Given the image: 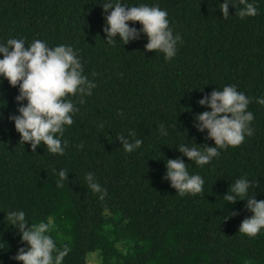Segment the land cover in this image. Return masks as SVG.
Masks as SVG:
<instances>
[{
    "label": "trees",
    "instance_id": "trees-1",
    "mask_svg": "<svg viewBox=\"0 0 264 264\" xmlns=\"http://www.w3.org/2000/svg\"><path fill=\"white\" fill-rule=\"evenodd\" d=\"M109 2L0 0V43L23 38L70 45L96 84L84 103L70 97L79 111L60 156L20 142L9 119L18 114L19 88L0 77V264H22L14 257L28 247L7 222L12 210H23L31 224L51 222L50 234L67 253L62 264H264V232H239L253 215L247 201L224 198L246 176L264 200V104L257 102L264 97V0H252L258 14L244 19L231 6L224 18V0H123L167 10L182 37L171 61L146 50V35L125 46L107 44L103 3ZM228 85L252 99L254 135L197 166L177 146H215L207 130L194 126L197 114L211 110L198 101ZM161 124L167 137L159 133ZM133 131L143 145L126 153L118 138L131 140ZM181 157L191 174L205 179L203 193L180 196L164 179L166 158ZM62 169L70 174L60 188ZM89 172L107 190L103 200L88 187Z\"/></svg>",
    "mask_w": 264,
    "mask_h": 264
},
{
    "label": "clouds",
    "instance_id": "clouds-1",
    "mask_svg": "<svg viewBox=\"0 0 264 264\" xmlns=\"http://www.w3.org/2000/svg\"><path fill=\"white\" fill-rule=\"evenodd\" d=\"M242 5V7H241ZM230 6L238 9L241 19L256 16L258 8L252 0H224L219 4L224 18L230 15ZM106 13L107 44L115 47L118 41L127 45L146 35L148 42L145 48L148 52H160L166 60L171 61L178 54V45L182 42L179 34H174L169 13L158 5H129L123 0L103 3ZM237 15V14H236ZM137 22L141 28L135 26ZM27 45V47H26ZM0 77L6 79L12 87L19 88L16 97L18 114L9 117L14 122L16 131L21 134V141L31 145L32 152L38 146L44 145L48 152L60 156L65 155L67 141L63 139L67 127L73 125L74 116L79 108L70 97H80L84 103L85 96H91L96 84L84 74V66L79 53L70 45L60 44L50 46L46 41L34 40L28 44L23 38L8 39L0 43ZM203 91V90H202ZM26 101V103H25ZM264 104V97L257 100ZM198 103L211 109L195 116V127L201 133L207 130V138L214 140L215 146H199L195 143L180 144L178 151L197 166H206L221 155V149L238 147L245 142L246 137L254 135L252 123L254 113L249 111L252 99L237 86L228 85L222 90H215L205 95ZM2 115V114H0ZM163 137L169 135L165 125L159 126ZM131 140L120 135L118 140L126 153H133L143 145V140L130 132ZM83 148V145H81ZM184 159L166 158L165 180L180 196L198 195L205 190V179L199 174H191ZM66 169L59 170L57 187L63 188L69 180ZM88 187L99 194L103 200L107 190L97 181L95 174L89 172L85 176ZM254 184L246 176L235 180L229 192L224 196L228 204L247 201L246 208L253 213L242 221L239 232L256 237L264 232V200H258ZM231 216L237 215L231 212ZM8 224L15 227L22 243L14 259L22 264H62L66 250L61 251L50 234L53 230L51 222L31 224L23 210L7 212Z\"/></svg>",
    "mask_w": 264,
    "mask_h": 264
}]
</instances>
